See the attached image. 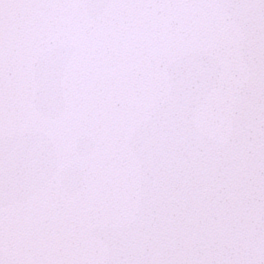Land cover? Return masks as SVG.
<instances>
[{
  "label": "snow or ice",
  "instance_id": "obj_1",
  "mask_svg": "<svg viewBox=\"0 0 264 264\" xmlns=\"http://www.w3.org/2000/svg\"><path fill=\"white\" fill-rule=\"evenodd\" d=\"M0 264H264V0H0Z\"/></svg>",
  "mask_w": 264,
  "mask_h": 264
}]
</instances>
